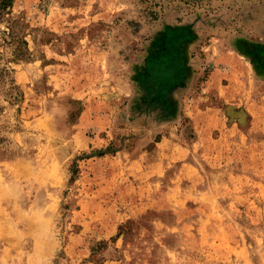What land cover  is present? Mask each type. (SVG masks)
Listing matches in <instances>:
<instances>
[{"label":"rangeland","instance_id":"obj_1","mask_svg":"<svg viewBox=\"0 0 264 264\" xmlns=\"http://www.w3.org/2000/svg\"><path fill=\"white\" fill-rule=\"evenodd\" d=\"M11 4L0 264H264V0Z\"/></svg>","mask_w":264,"mask_h":264},{"label":"trees","instance_id":"obj_2","mask_svg":"<svg viewBox=\"0 0 264 264\" xmlns=\"http://www.w3.org/2000/svg\"><path fill=\"white\" fill-rule=\"evenodd\" d=\"M11 1L12 0H0V15H3L7 8L12 6Z\"/></svg>","mask_w":264,"mask_h":264}]
</instances>
